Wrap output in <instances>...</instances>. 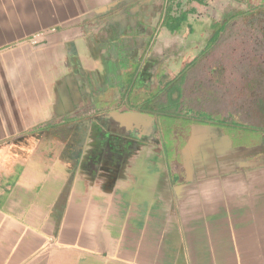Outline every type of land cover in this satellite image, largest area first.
<instances>
[{"label":"crops","instance_id":"0c3cea01","mask_svg":"<svg viewBox=\"0 0 264 264\" xmlns=\"http://www.w3.org/2000/svg\"><path fill=\"white\" fill-rule=\"evenodd\" d=\"M243 4L0 0V264H264V168L194 180L152 164L99 198L77 148H33L28 134L131 89L141 99L143 45L214 35Z\"/></svg>","mask_w":264,"mask_h":264},{"label":"rangeland","instance_id":"374dc122","mask_svg":"<svg viewBox=\"0 0 264 264\" xmlns=\"http://www.w3.org/2000/svg\"><path fill=\"white\" fill-rule=\"evenodd\" d=\"M248 1V5H239L241 15L218 37L207 24L187 37L178 33L180 28L175 30L176 34L156 45L154 53L149 52V43L141 44L146 49L139 63L144 69L140 98L167 106L175 116L204 113L219 119L234 117L248 125L264 124V0ZM37 37L41 33L33 36ZM170 124L174 130L181 125L175 120ZM78 125L44 123L28 134L39 137L37 149L68 151L75 139L64 142L58 137ZM254 131L231 128L245 137Z\"/></svg>","mask_w":264,"mask_h":264},{"label":"flooded vegetation","instance_id":"af4514ba","mask_svg":"<svg viewBox=\"0 0 264 264\" xmlns=\"http://www.w3.org/2000/svg\"><path fill=\"white\" fill-rule=\"evenodd\" d=\"M131 111L151 117L133 122L126 115ZM171 120L180 122L179 129L171 128ZM73 122L79 123L70 131L80 152L75 163L88 171L91 193L99 198L115 199L114 189L123 179L132 173L135 180L133 171L152 164L182 165L184 177L194 180L264 168V132L244 137L204 116H175L147 97L138 100L132 89L126 99L114 100L96 114L65 121L66 125ZM38 140L32 137L30 146L35 148ZM191 140L193 145L185 152Z\"/></svg>","mask_w":264,"mask_h":264},{"label":"trees","instance_id":"16d2710c","mask_svg":"<svg viewBox=\"0 0 264 264\" xmlns=\"http://www.w3.org/2000/svg\"><path fill=\"white\" fill-rule=\"evenodd\" d=\"M239 15H241V13H235V17L233 15H226L225 19H227L225 21V23L220 26V27H216L217 28V31L216 33L214 34V37H218V35L220 33H222L223 31H225L227 25L233 21L234 19H236L237 17H239ZM233 18V19H232ZM179 19L180 21L184 20L185 19V16L184 15H181L179 16ZM232 19V20H231ZM195 115L197 116H204L207 120H210L212 122H219L220 124L222 125H225L227 127H231V128H241V129H251V130H255V131H261V132H264V124L262 125H248L247 123L243 122V121H240L238 120L237 118H234V117H231V118H222V119H219V118H214L212 115H209V114H204V113H196Z\"/></svg>","mask_w":264,"mask_h":264},{"label":"water","instance_id":"95a60500","mask_svg":"<svg viewBox=\"0 0 264 264\" xmlns=\"http://www.w3.org/2000/svg\"><path fill=\"white\" fill-rule=\"evenodd\" d=\"M127 116H129V118L131 119V121H143L144 119L146 118H150L151 116H149L148 114L146 113H142V112H134V111H131V112H128L126 113ZM206 127H210V128H214L216 129L215 127H211V126H206ZM228 142H230V140L227 138ZM193 145V140L190 141V143L186 146L185 148V152H187ZM188 163H190L191 165V161L188 160Z\"/></svg>","mask_w":264,"mask_h":264},{"label":"built area","instance_id":"2783aa9c","mask_svg":"<svg viewBox=\"0 0 264 264\" xmlns=\"http://www.w3.org/2000/svg\"><path fill=\"white\" fill-rule=\"evenodd\" d=\"M33 39H34V41H36V39H37V38H36V39H35V38H33Z\"/></svg>","mask_w":264,"mask_h":264}]
</instances>
